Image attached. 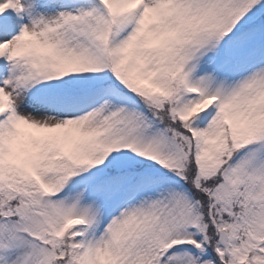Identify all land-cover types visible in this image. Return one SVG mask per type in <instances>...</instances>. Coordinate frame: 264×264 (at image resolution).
<instances>
[{
	"label": "snow or ice",
	"instance_id": "obj_1",
	"mask_svg": "<svg viewBox=\"0 0 264 264\" xmlns=\"http://www.w3.org/2000/svg\"><path fill=\"white\" fill-rule=\"evenodd\" d=\"M0 264H264V0H0Z\"/></svg>",
	"mask_w": 264,
	"mask_h": 264
}]
</instances>
